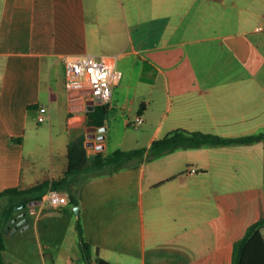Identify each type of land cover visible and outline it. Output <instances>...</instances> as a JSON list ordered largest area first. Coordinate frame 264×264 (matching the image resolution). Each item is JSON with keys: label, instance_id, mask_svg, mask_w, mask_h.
Returning <instances> with one entry per match:
<instances>
[{"label": "crops", "instance_id": "1", "mask_svg": "<svg viewBox=\"0 0 264 264\" xmlns=\"http://www.w3.org/2000/svg\"><path fill=\"white\" fill-rule=\"evenodd\" d=\"M84 53L115 56L121 72L101 126L64 84L62 56ZM0 84V192L61 178L80 126L87 156L142 149L76 175V215L47 210L46 192L1 195L7 264H83L77 216L93 264H232L234 242L264 216L263 140L150 150L178 129L264 131V0H0Z\"/></svg>", "mask_w": 264, "mask_h": 264}, {"label": "trees", "instance_id": "2", "mask_svg": "<svg viewBox=\"0 0 264 264\" xmlns=\"http://www.w3.org/2000/svg\"><path fill=\"white\" fill-rule=\"evenodd\" d=\"M106 112L107 107L104 104H97L93 109L88 110L86 123L87 126L103 125ZM259 140L264 141V131L253 134L225 137L200 131H187L178 129L172 131L168 135L154 140L150 146V150L151 152L159 153L163 150L174 149L179 146L252 143ZM141 151L142 149H117L105 156L100 152H97L92 156H87L85 147V130L83 126H80L74 129L69 136L67 143V164L61 178L52 181L45 180L24 189L10 187L0 192V196L5 194H30V199L36 200L41 199L43 193H45L49 188L60 190L64 189L68 193L67 204L69 205L71 212H74L72 207L74 205H78V184L74 179L76 175L83 172L88 167H102L110 163H115L120 166L134 154H137ZM26 200L23 202H27ZM16 205V202L11 205L10 210L6 212L5 218L2 220V224H7V222H10V216ZM76 229L78 233V246L81 251L83 264H93V248L92 245L83 237L79 216H77L76 220ZM261 229H264V216L251 223L246 228L244 235L234 242L232 264H264V236L261 232ZM3 248V234L2 230L0 229V264H7L2 255ZM100 264L112 263L101 259Z\"/></svg>", "mask_w": 264, "mask_h": 264}, {"label": "built area", "instance_id": "3", "mask_svg": "<svg viewBox=\"0 0 264 264\" xmlns=\"http://www.w3.org/2000/svg\"><path fill=\"white\" fill-rule=\"evenodd\" d=\"M114 59L112 55L95 56L90 53L62 56L66 90L71 94H79L86 103L92 101L94 105L105 104L111 97L112 86L121 77V72L114 67ZM47 113L48 106H38L37 121H44ZM143 121L142 115L138 114L131 125L137 128ZM196 171L194 166L189 168L190 173ZM67 201V192L54 188H49L42 199V202L53 208H60Z\"/></svg>", "mask_w": 264, "mask_h": 264}, {"label": "rangeland", "instance_id": "4", "mask_svg": "<svg viewBox=\"0 0 264 264\" xmlns=\"http://www.w3.org/2000/svg\"><path fill=\"white\" fill-rule=\"evenodd\" d=\"M138 74H139V71H138V69L137 68H131V71H130V69H128V67L127 68H124V70H123V76H122V80H131L132 81V84H133V86H134V84H135V82H136V80H137V78H138ZM132 86V90L134 89V87ZM131 128V130H134L133 128L134 127H130ZM44 137H48V132L47 131H45L44 132ZM46 146V145H45ZM46 151V147H45V149H44V151L43 152H40L39 153V157H42V156H44V152ZM57 209L58 208H53V207H51V206H49L48 205V207H47V210H49L50 212H56L57 211ZM74 215H76V213L74 214ZM74 215L72 216L71 215V219H70V222H68V223H70V227L67 229V234H66V236H65V240H64V244L65 245H67V243H68V241H67V239H69V238H73L74 236H75V234H76V230H75V227H74ZM69 218V217H68ZM68 223H66V224H68ZM71 224H73V226L71 227ZM18 236V234L16 235V237ZM8 239V238H7Z\"/></svg>", "mask_w": 264, "mask_h": 264}, {"label": "water", "instance_id": "5", "mask_svg": "<svg viewBox=\"0 0 264 264\" xmlns=\"http://www.w3.org/2000/svg\"><path fill=\"white\" fill-rule=\"evenodd\" d=\"M87 103L89 104L90 109H93V108H94V105H93V102H92V101H88ZM17 207H18V206H17ZM78 209H79V205H74V206H73V211H74V213L77 214V213H78ZM15 219H16V218L14 217V218H12V219L10 220L9 224L6 226V230L9 229L10 225L15 221ZM21 221H22V222L25 221V218H23V220L18 221L17 224L21 223Z\"/></svg>", "mask_w": 264, "mask_h": 264}]
</instances>
